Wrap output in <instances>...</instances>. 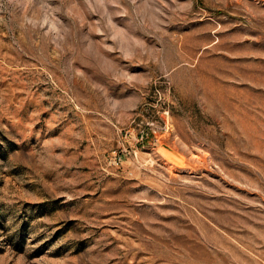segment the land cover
Segmentation results:
<instances>
[{"label": "rangeland", "instance_id": "obj_1", "mask_svg": "<svg viewBox=\"0 0 264 264\" xmlns=\"http://www.w3.org/2000/svg\"><path fill=\"white\" fill-rule=\"evenodd\" d=\"M0 264H264V0H0Z\"/></svg>", "mask_w": 264, "mask_h": 264}]
</instances>
